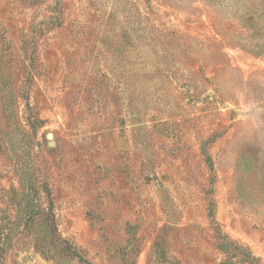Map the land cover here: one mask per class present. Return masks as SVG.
<instances>
[{"label":"rangeland","instance_id":"374dc122","mask_svg":"<svg viewBox=\"0 0 264 264\" xmlns=\"http://www.w3.org/2000/svg\"><path fill=\"white\" fill-rule=\"evenodd\" d=\"M0 264H264V0H0Z\"/></svg>","mask_w":264,"mask_h":264}]
</instances>
